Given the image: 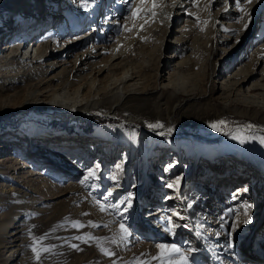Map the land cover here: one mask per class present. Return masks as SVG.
<instances>
[{
    "label": "rangeland",
    "instance_id": "obj_1",
    "mask_svg": "<svg viewBox=\"0 0 264 264\" xmlns=\"http://www.w3.org/2000/svg\"><path fill=\"white\" fill-rule=\"evenodd\" d=\"M16 1L9 0L7 4H15ZM69 1L67 7L61 1L64 10L61 14H56L57 18L65 19L68 26L58 28L57 24L50 25L57 27L55 37L74 38L97 27L94 24L84 27V23L70 21H75V17L66 18V9L73 13V9L69 7L71 0ZM132 1L105 0L101 9L104 16L100 21L107 18L106 13L107 16L110 12L109 16L112 13L114 15L103 31L94 30L85 37L88 41L81 45L80 51L94 44L111 45L127 30V40L119 45V48L123 47V65L114 67L107 74H117L124 65H130L137 67L154 81L158 70L168 76L169 71H177V65H180L177 75L182 72V87L197 84L208 92L212 88L215 92L218 91L216 96L222 93L223 98L189 99L187 94H177L169 100L168 105L162 102L163 115L171 116L174 120L171 132L158 137L141 138L123 125L124 114L120 118H114L99 109L81 112L69 109L68 106L53 110L47 102H42L40 110L32 104H25L24 97L28 89L26 85H22L18 96L14 91H0V145L8 147L0 153V160L6 163L2 168L8 169L13 162L11 158L19 155L25 160L37 162L39 168L43 169L42 172L51 178L42 182L36 179L43 177L39 175L34 177L35 181L25 186L19 182L20 178L18 181L8 179L10 170H7L6 178L0 173V185L4 184L1 188H14V193H17L14 203L16 206H2L4 216L11 217L18 213V222H25L26 229L17 235L27 238L25 249L20 251V255L25 257L26 264H159L158 260L152 259L160 252L156 245L167 243L184 250L190 248L191 254L193 251L200 253L196 264H212L213 257H219L221 264H240L239 258L246 261L244 254L251 253L254 256L255 253H249L248 248H252V251L258 248L264 235V205L261 204L252 214L250 210H246L247 215L236 219L239 211L229 201L231 191L242 185L241 182L253 183L256 178V182L262 181V184L257 187L254 185V196L250 199L254 204L256 201L261 203L264 199V143H261V138L264 137V48L263 51H255L257 47L264 45V11L260 8L264 7V3L262 0H189L186 7L176 10L177 18L174 17L172 21H166L160 26L156 24L157 21H149L150 24L144 22L129 33L134 25L124 29V24L125 17L132 8ZM28 4L50 7L53 3L47 5L45 0H30ZM8 9L10 10L6 8L4 11ZM4 16L7 22L1 26V30L8 28L12 31L0 35V48L14 40L28 42L30 38L16 29L18 25L25 29L27 24L22 20L12 24L13 14L8 16L6 13ZM47 28L42 30V36L36 41L46 39L43 36ZM163 36L164 45L161 47L158 41ZM175 55L173 61L169 62ZM254 56L263 62L248 65L249 73L253 70L258 73L251 76L245 87L256 80L260 82L251 91V98L257 102L242 100L225 109L222 101L224 96H229V92L221 89L222 85L228 83L229 75L240 69L250 57L251 60L254 59ZM248 72L242 76L248 78ZM133 90L130 87L129 92L133 93ZM153 91L155 89H150L144 99L134 95L135 99L129 104L138 106L141 102L142 106L131 111L145 119H151L153 125L159 123L164 128L160 117L153 118L146 113L150 107L158 104ZM243 94L244 92L240 97ZM183 99L186 103L182 109L173 111V105L176 102L180 104ZM209 104L214 105L216 110L211 111ZM219 121H224L225 124L220 125L218 131L212 125ZM110 122L120 136L117 140L110 138L111 128H102ZM30 123H34L36 131L29 129ZM248 125L254 127L248 128ZM134 142L142 146L133 150L130 145ZM84 153L93 158L91 167H96L98 171L82 184L79 175H86L87 172H80L75 176L77 168L71 164L74 162L73 157ZM119 163L126 165L120 168ZM169 163L177 166L173 173L166 172L170 170ZM26 169L20 171L24 172ZM99 171H105L108 178L117 180L108 184L106 190L103 187L104 200L95 197L90 190L91 185L100 177L97 173ZM222 171L225 173L221 174ZM212 182L217 183L219 191ZM99 184L100 182L95 187ZM168 184H173L174 187L169 188ZM115 186L128 187L122 195L114 194L111 197L114 192H111V188ZM42 187L45 189L43 192ZM179 192L184 193L183 197L187 201L175 200ZM23 199L27 200L28 207L18 205ZM227 200L232 204L225 203ZM101 204L106 211L100 210ZM113 205L118 207H112ZM199 205L205 208L200 210L197 207ZM165 206L169 209L167 213L172 225L174 218L171 214L174 210L183 211L188 207L194 215L190 218L188 212L186 216L184 214L186 220H182L180 226L185 227L172 229V242L150 240V234L141 235L137 229L141 218L146 219L145 224L149 226L153 224L146 217L149 211ZM207 209L210 213L208 220L205 217ZM213 218L219 222L217 225ZM245 220L250 222L245 223ZM74 224L82 226L74 227ZM121 224L125 225L130 234L125 235L121 231ZM160 226L157 225L159 232ZM18 230L20 229L13 227L0 230V264L12 257L11 250L16 247H10L12 243L9 241L13 236L9 235ZM163 230L162 228V232ZM184 240L190 242L185 243ZM187 243L195 246L191 247ZM34 247L40 252L39 260L33 251ZM45 248L48 251H43ZM16 255L18 256L17 253ZM248 261L254 262L252 259ZM189 264H195L190 256Z\"/></svg>",
    "mask_w": 264,
    "mask_h": 264
},
{
    "label": "bare ground",
    "instance_id": "obj_2",
    "mask_svg": "<svg viewBox=\"0 0 264 264\" xmlns=\"http://www.w3.org/2000/svg\"><path fill=\"white\" fill-rule=\"evenodd\" d=\"M28 1L30 0H17L15 4L10 3L8 5L7 3L9 2V0H0V15L2 14L0 16V35L6 33L7 31H12L8 28H4V29L2 28L1 30V26L7 22V19L4 16V14L7 13L8 16H11L12 14L14 16V18L12 19V24L20 23L21 20L23 21V23L27 24V27L25 29L24 28L21 29L19 25L16 27V29L22 34L24 33L26 37L30 38L28 42L26 41L24 42L22 40H14L12 42H7L3 46H1L0 91L2 92L6 91L7 93L14 91L16 93V96H18L21 92L22 85H26L28 89L26 90V94L24 97L25 104H32L33 107L40 109L42 108L43 105L42 102L45 103L47 102L49 104L48 106H52L50 108L53 110L62 109L64 106H68L69 109H77L81 112H92L99 109L102 113L108 114V116H113L114 118H120L121 117L120 115L124 114L125 116L124 118H122L124 120L123 125L125 127H128L127 129L131 130L134 133V135L140 137L141 136L158 137L160 135L163 134L166 135V133H170L168 130L172 127L174 123V120L172 119L171 116H165L166 114L163 115L161 110L163 105L162 102H164V105H168L170 99L176 97L175 95L181 93L189 95L190 96L189 99H201V98L206 99V97L209 98L213 97L216 98V100H220L221 98H223L222 93L216 96L217 95L216 93L218 91L215 92V90L212 88L211 91L208 92L203 88L201 89L200 87H198L197 84H193L191 86L189 85L187 87H182L181 85L182 72H179V74L177 75V71H179V68H181L180 65H177L178 66L177 71H169L168 73L170 75L168 76H166L167 74L160 73L158 70L154 81L150 80L148 76H146L140 69L130 65H124L122 67V70L117 74L115 73H112L111 75L107 74L106 72L112 70L114 67H121L123 65L124 52H123V47L119 48V45H121L123 41L127 40V36H126L128 33L127 30L126 31L124 30L122 34L116 38L115 43L111 45L94 44L89 48L80 51L81 45H84V43L88 41V39H85V37L91 35V33H93L94 30L103 31L106 28V24L110 23L111 21L110 18L114 15L112 13L109 16V14L111 13L110 12L107 16L106 13L105 17L107 18H103L102 19L104 20L103 22L100 21V18L104 16V14H102L101 9L105 0H103V2L102 0H71V4L69 7L70 9H73L71 10L73 13H70V10L66 9L64 11L66 18L75 17L76 20L80 18L81 20H79V23H84L85 24L84 27H87L86 25L87 23H89V21H87L86 18L90 16L94 17L95 13H97V18H96L97 22L95 24L97 27L94 30L89 31L87 33H82L74 38L67 37L66 39L65 37L62 38L55 37L57 27L61 28L68 26V24H66L65 22L66 20L63 18H57L56 14L59 15L63 12L64 10V8H62L64 7V5H62L63 2L66 3L65 7H67L70 1L45 0L47 5L48 3H53L50 6L52 8L46 7L42 4L29 5ZM61 1L63 2L61 3ZM262 2L264 3V0H262ZM131 3H132V8L128 12V15L125 17V24H124L125 25L124 29L131 28V25L132 26L134 25L131 31H129V33L133 32L135 29H137V27H139L144 22H148L150 24L149 21L151 22L157 21V23L156 22L155 23L159 24L160 26V24L164 25L166 21H172L174 17L177 18V16H175L176 10L178 8L186 7L185 5L189 4V0H144V2H142V0H133ZM153 3H155V7H153ZM6 8H10V10L8 9L5 12L4 10ZM260 8L261 11H264L263 6H261ZM61 9L62 11H60ZM133 13L136 14L133 15ZM155 23H153L154 26H156ZM52 24L53 25L57 24V27L50 26ZM153 24L152 27H154ZM70 25L73 24L70 23ZM42 27H44L43 29L48 27L47 30L45 31V35L43 36L46 37V39L41 38L39 41H36L38 37L42 36L43 33L42 31L43 29L41 30ZM154 29H156V27ZM79 39H82L83 41L77 42V40ZM158 42L160 46L163 47L162 45H164V36L163 39L159 40ZM262 48H264V45H260L259 47H257L255 51L258 50L259 52L263 51ZM175 57L176 55L173 56L172 60H170L169 62L173 61V58ZM184 59L185 61H187V58ZM256 60L258 59L255 58V56L254 59L252 58V60L250 57V59H248L245 63L241 65L240 69L232 73L233 75L232 74L229 75L228 77L229 80L227 79L228 83H224V85H222L221 89H225L226 91L229 92V96H224L225 99L222 101L225 109H229L230 108L229 105L232 103L236 105L241 103L242 100H246V101L250 100L254 103L257 102L256 100L251 98L253 95L251 91L252 88L256 84H259L260 82L256 80L254 82H251L252 85L247 86V88L245 87L246 86L245 84L248 85L247 82L251 80L252 78L251 76H254L255 74L258 73V72L256 73L254 70L251 73H249L248 65H250L251 63L255 64L258 62L262 64L263 62L262 60H258V61ZM246 72H248V74L250 75L248 78L242 76L243 73ZM165 81L168 82L165 83ZM130 87L134 88L133 93L129 92ZM171 88H173V90ZM150 89H155V91H153L152 93L156 95L158 99V104L154 105V107H150L149 112L146 113L148 116H152L153 118L160 117L164 123V128L149 127V125H153L151 123V119H145L144 116L137 115L135 112L131 111L132 109L135 108L137 109L138 106L139 108H141L142 106L141 102L139 103L138 106L137 104H133V105L129 104L130 102H133V99H135L133 98L134 95H139L141 99H144L146 97V94L149 93ZM169 89L171 90L168 91ZM241 91L244 92L243 95L245 97H249L251 99L243 98L244 96L240 97V95L242 96L243 93ZM247 92L250 94L248 95ZM185 103H186L185 99H183V101L180 104L176 102L173 105V111L174 110L177 111V109L181 110ZM209 107L211 108V111L216 110L214 109V105H210ZM182 112L183 111H181V113ZM111 123L112 122H110L109 124H105L104 127L102 128L104 129H106L105 127L111 128L112 132H110V138L112 140H117L119 139L120 136L116 128L114 127V124ZM28 127L29 129L31 130L33 129L34 131H36V128L34 127V123H30ZM100 131L101 130H99V132ZM106 140H108V138H106ZM125 141L127 140L125 139ZM102 145L103 147H105L104 144ZM141 146H142L141 144L137 145L136 142L130 145V147L133 150H135L136 147L139 148ZM6 148L4 145H0V153ZM19 153L20 151L17 152L16 154ZM102 153H104V151ZM11 159H13V162L9 165V167H7L8 169H6V167L2 168V166L3 167L6 166V163L4 162V160H0V167L2 168V169L0 168V173H3V175H5L6 178L8 177L7 170H10L11 175L8 177L10 181H18V178H20L21 180L19 179V182L21 181V184L26 186L30 182L35 181L34 177L36 178V176L42 175L43 176L42 178L41 177L36 178L37 180L42 182L44 179L48 180L50 178L48 175L42 172L43 169L39 168L40 166L37 162L33 163L34 161L25 160V158L19 155H16ZM73 159L74 162L73 164H71V166L76 165L75 167L77 168V172L75 176H77V174L79 175L80 172H84V171L87 172L86 175H79L80 176L79 179H82L81 183L83 181L82 184L86 183L87 179L93 176V175L89 176L90 171L92 172L98 171L96 167L95 168L93 166L91 167V163H92L91 160L93 158L91 159L85 153L79 154L77 157H73ZM118 165L120 168H123L125 167L126 163L123 164L119 163ZM25 168H27L26 171L24 172L20 171L21 169H25ZM168 168H170V170H166V172L173 173L174 169H176L177 166L169 163ZM97 173L100 175V177L97 178V182L91 185L90 190L95 197H99V199L101 197L100 200H104L105 196L104 194H102L103 187H105L104 190H106V186H108V184L112 182H117V180L115 178H113L112 180L108 178L107 175L104 174L105 171L104 173H101V171ZM224 173H225L224 171L221 172V174ZM224 176L227 178L226 175ZM239 176H243V175L239 174ZM242 180L244 181L245 179L242 178ZM256 181L257 178L254 180V182L251 181L253 183H246L245 181L241 182L240 184L242 185L238 186L237 188L231 191V197L229 198V201H232V203L235 204L234 206L235 209L239 211V214L236 216V219L242 217L245 214L246 210H250L252 214L254 210L257 211L258 207L260 208L261 204L262 206L264 205V199L261 200V203H259V201H256L255 203L256 205L250 199V197L254 196L253 194L254 185H256L257 187L258 185L262 184V181L260 182H256ZM98 182H100L99 186L95 187V185H97ZM212 183L216 186L217 190L219 191L220 189L217 183L216 182H212ZM2 185L4 184L0 185V189H1L0 219H2L0 220V230L5 231L10 227L20 229L9 235V236H13V239L9 241V243H12L10 247H16V249L11 250V253H13L12 257L11 258L9 257V260L5 259L2 264H26V261L24 262V260L26 259L24 256L20 255L22 253L20 251L22 249H25L24 245L27 243V238L24 236L17 237L18 234H20L22 231L26 229L24 228L25 222L23 221L18 222V213L11 217L7 216L8 218L5 217L4 211L2 209V206L9 207L10 204L15 205L14 203L17 199V193H14V188L2 189L1 188ZM200 185L202 187L205 186L203 184ZM208 185L211 186V184ZM127 187L128 186H126L125 188L120 186L112 187L111 192L113 191L114 192L112 193L111 197L114 194L118 196L122 195L123 192L127 189ZM43 190L45 191L44 187H42V192ZM251 190L252 193H249ZM183 195H184L183 192L182 193L179 192L178 195H176L175 200H178L180 202L187 201V199L185 198V196L183 197ZM26 201L23 199L18 203V205L22 204V207H28L26 206ZM229 201L227 200L225 203L230 204L231 202ZM249 205L250 207H246ZM197 207H200V210L202 208H205L200 205ZM186 208H187L185 209L187 210L186 212H183L185 210L183 211L174 210V212L171 214V216H173L174 218L173 225H175L173 229L176 230L177 227L180 228L185 227V225L183 226L180 225H182L181 224L182 220H186L184 214L186 216L187 212L188 214H190L191 216L190 218L193 217L194 212L189 210L188 207ZM168 211L169 209L167 206L160 207L153 211H149L150 213L146 217L149 218V222L153 223V224H149V226L145 224L146 219L143 220L141 218V222L139 224V227L137 228L141 233V235L144 234L149 236L150 234L151 235L150 240H160L165 243L168 241L172 242L174 238H171V236L172 234H174V230L172 229L169 230L166 228V232L165 230H163L164 231L163 233L162 232L157 233V230L159 228L155 225L154 222V221L158 222L156 217H160V219L163 222L164 220L168 221L170 219L169 218L170 215L167 213ZM205 212H206L205 217H207V220L210 219L209 210ZM162 217H164V219ZM215 219L216 218H213V220ZM218 223L219 222L215 220L214 224L217 225ZM244 229L245 228H243V230ZM14 236L16 238H14ZM184 241L185 243L190 242L187 240ZM187 244H189V246L191 247L195 246L191 243H187ZM248 249H249L248 251L249 253L250 252L255 253L254 256H252L251 253L244 254V258L246 259V261H243L241 258H239L240 261L239 260L238 261L240 262V264H256V263L264 264L262 263L264 262V257L263 258L260 257L262 255L264 256L263 244L262 246L260 245L258 248L253 249L254 251H252V248L251 249L248 248ZM16 253L18 254V256L16 255ZM199 254L200 253L193 251L192 254L190 255V258L193 260L195 264L199 262L198 260ZM249 259H252L254 262H249L248 261ZM15 261L17 262L15 263ZM212 264H221L220 258L213 257Z\"/></svg>",
    "mask_w": 264,
    "mask_h": 264
},
{
    "label": "snow or ice",
    "instance_id": "obj_3",
    "mask_svg": "<svg viewBox=\"0 0 264 264\" xmlns=\"http://www.w3.org/2000/svg\"><path fill=\"white\" fill-rule=\"evenodd\" d=\"M142 2H144V0H142ZM153 7H155V3H153ZM243 10V9H242ZM136 13H133V15H135ZM154 15V13H153ZM225 122L224 121H219L217 124H213L212 127L216 128L218 131L220 130L219 126L220 125H224ZM149 127H163V125H160L159 123L156 125H149ZM248 128H252L254 127L253 125H248ZM169 132H171V129L168 130ZM234 139L236 137H233ZM241 142H243V140H241ZM261 143H264V137L261 138ZM94 175V172L90 171L89 172V176ZM87 179V178H86ZM83 183V181H82ZM178 183V181H177ZM169 188L174 187L173 184H168ZM246 191V189H245ZM110 195V194H109ZM130 206V205H129ZM112 207H118L117 205H113ZM246 207H250L246 206ZM100 210L101 211H106L107 209L105 208V206L103 204L100 205ZM178 215V214H175ZM245 215H247V212L245 211ZM250 222V220H245V223ZM169 223H171V220H169ZM74 227H81L82 225L79 224H74ZM172 227H175V225H172ZM121 231L123 233H125V235H128L130 233H128V229L125 227L124 224L120 225ZM77 239H79V237H77ZM156 247L158 249H160V252L158 255L152 257V259L154 260H158L159 264H189V256L191 255V249L189 248L188 250H184L180 247H177L175 245H167V244H157ZM33 251L36 252V258L37 260L40 259V252L34 247ZM43 251H48V249H43ZM107 254V253H106Z\"/></svg>",
    "mask_w": 264,
    "mask_h": 264
}]
</instances>
